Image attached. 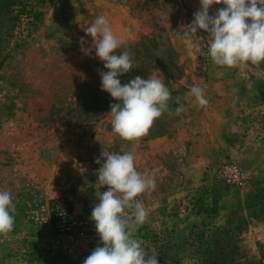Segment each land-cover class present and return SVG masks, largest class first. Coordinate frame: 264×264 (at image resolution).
<instances>
[{
	"label": "rangeland",
	"instance_id": "374dc122",
	"mask_svg": "<svg viewBox=\"0 0 264 264\" xmlns=\"http://www.w3.org/2000/svg\"><path fill=\"white\" fill-rule=\"evenodd\" d=\"M199 8L200 0H0V190L16 208L0 264H83L101 246L90 217L96 191H107L96 174L103 147L134 152L137 169L155 177L156 189L138 197L149 216L136 237L158 264H196L206 247L197 234L217 240L232 264H264V63L215 65L202 30L183 43L176 32ZM100 15L137 66L121 83L159 69L170 108L185 109L136 142L112 132L117 101L101 90L107 69L83 30ZM193 85L204 90L203 108L188 95ZM159 138L165 151L147 157ZM229 165L240 179L225 175Z\"/></svg>",
	"mask_w": 264,
	"mask_h": 264
},
{
	"label": "clouds",
	"instance_id": "9594fccd",
	"mask_svg": "<svg viewBox=\"0 0 264 264\" xmlns=\"http://www.w3.org/2000/svg\"><path fill=\"white\" fill-rule=\"evenodd\" d=\"M214 4L224 7L210 15L209 9ZM193 16L190 24L179 26L177 37L191 45L199 39L198 31L207 33V55L215 65L236 68L259 67L264 63V0H200V8ZM83 30L92 38L95 54L107 69L100 71L101 90L117 101L110 105L108 114L112 132L119 138L139 141L149 134L162 115L179 116L185 110L179 96L175 102L180 107L174 112L170 108L171 91L159 69H153L147 78L137 75L128 83H121L119 77L137 66L124 47L126 41L114 34L104 15ZM188 95L194 97L201 108L208 104L204 90L198 85H193ZM95 163L100 165L96 173L100 188L107 186V191H96L98 203L90 217L101 246H97L83 264H158L155 248L146 250L136 237L149 216L138 197L156 189L154 175L137 169L132 151L117 152L103 147ZM15 211L11 193L0 190V236L13 231Z\"/></svg>",
	"mask_w": 264,
	"mask_h": 264
},
{
	"label": "trees",
	"instance_id": "16d2710c",
	"mask_svg": "<svg viewBox=\"0 0 264 264\" xmlns=\"http://www.w3.org/2000/svg\"><path fill=\"white\" fill-rule=\"evenodd\" d=\"M203 236V234H201ZM197 234L195 235L194 242H197L201 245H206L205 248H202L200 252H198V258L196 264H232L230 260L224 255L223 248L219 246V242L217 240L214 241H202V236Z\"/></svg>",
	"mask_w": 264,
	"mask_h": 264
},
{
	"label": "crops",
	"instance_id": "0c3cea01",
	"mask_svg": "<svg viewBox=\"0 0 264 264\" xmlns=\"http://www.w3.org/2000/svg\"><path fill=\"white\" fill-rule=\"evenodd\" d=\"M166 140V138H159L157 140H155L153 143L149 144V147L147 149H145V155L147 157H150L152 155H155L157 157V155H160L161 153H163L165 150V148L162 146L160 147L159 145L164 143Z\"/></svg>",
	"mask_w": 264,
	"mask_h": 264
},
{
	"label": "built area",
	"instance_id": "2783aa9c",
	"mask_svg": "<svg viewBox=\"0 0 264 264\" xmlns=\"http://www.w3.org/2000/svg\"><path fill=\"white\" fill-rule=\"evenodd\" d=\"M225 175L230 179V180H238L240 179L241 172L237 168V166L234 165H229L225 168Z\"/></svg>",
	"mask_w": 264,
	"mask_h": 264
}]
</instances>
